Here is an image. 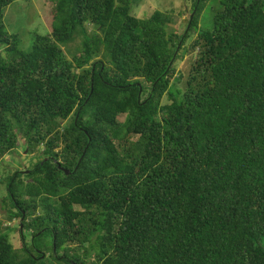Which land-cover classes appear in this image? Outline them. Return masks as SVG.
Wrapping results in <instances>:
<instances>
[{"label": "trees", "instance_id": "1", "mask_svg": "<svg viewBox=\"0 0 264 264\" xmlns=\"http://www.w3.org/2000/svg\"><path fill=\"white\" fill-rule=\"evenodd\" d=\"M15 1L0 162L19 138L43 149L0 179L21 238L0 218V264H264V0H193L171 33L169 13L133 15L141 0H45L29 51Z\"/></svg>", "mask_w": 264, "mask_h": 264}, {"label": "rangeland", "instance_id": "2", "mask_svg": "<svg viewBox=\"0 0 264 264\" xmlns=\"http://www.w3.org/2000/svg\"><path fill=\"white\" fill-rule=\"evenodd\" d=\"M192 4L193 0H141V2L134 7L132 13L139 18L148 17L156 10L169 13L171 16V22L168 25V30L171 33L176 30L181 31L185 28L191 15ZM209 7L204 10V14L200 21L201 26L204 25L207 27L210 25V15H208ZM50 8L51 6L45 2V0H16L6 8L5 20L8 29L11 32L19 33L23 50L29 51L32 48V44L37 34L47 35L50 33L47 24V17L49 16ZM196 36V32H190V37L184 44L185 48L182 49L180 57L176 61L177 74H179L180 71L187 70L190 59L193 55L188 49ZM80 45L81 39L78 38L76 41L68 44V46H65L67 55L69 53H75ZM166 98L167 97H165V101ZM120 120H124V117L120 116ZM42 149L43 148L41 147L39 148V151L30 152L26 141L19 138L18 148L11 154H8L3 161L0 162V179L8 174L16 172L17 170L27 171L26 169L30 168L33 163L38 161L36 156L42 151ZM7 195L8 189L5 183H0V218H2L6 226L12 227V231H10V239L15 247L20 248L21 238L18 231L19 221L18 219L10 220L9 218L8 206L4 203V199ZM25 234L26 241L31 242V235L27 234V231Z\"/></svg>", "mask_w": 264, "mask_h": 264}, {"label": "water", "instance_id": "3", "mask_svg": "<svg viewBox=\"0 0 264 264\" xmlns=\"http://www.w3.org/2000/svg\"><path fill=\"white\" fill-rule=\"evenodd\" d=\"M68 173H69V171H68Z\"/></svg>", "mask_w": 264, "mask_h": 264}]
</instances>
